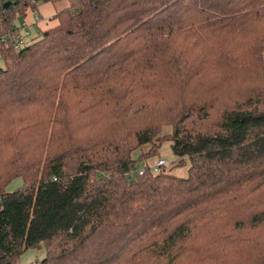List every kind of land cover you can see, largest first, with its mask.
<instances>
[{"label": "trees", "instance_id": "1", "mask_svg": "<svg viewBox=\"0 0 264 264\" xmlns=\"http://www.w3.org/2000/svg\"><path fill=\"white\" fill-rule=\"evenodd\" d=\"M42 1L0 0V264L264 251V0H66L14 49Z\"/></svg>", "mask_w": 264, "mask_h": 264}, {"label": "rangeland", "instance_id": "2", "mask_svg": "<svg viewBox=\"0 0 264 264\" xmlns=\"http://www.w3.org/2000/svg\"><path fill=\"white\" fill-rule=\"evenodd\" d=\"M48 4H50V2L42 1L39 4V6H43L45 9H47ZM66 5H67L66 0H55L54 2V6L57 10ZM40 12L41 14L43 13V11H40ZM16 23L18 24L19 21H16ZM29 32L31 34V37H28L25 43L29 42L33 38L38 37L39 35V33H36L33 28H31ZM3 67H4L3 61L0 58V68H3ZM139 151L140 149H135L132 153V156L136 158ZM158 158L165 160V165H164L165 169H170V166L177 162L175 157L171 153L169 141H163L157 151V154L149 158L147 160V163L153 164L158 160ZM187 167H188V163L186 162L183 165L174 166L173 168L170 169V171H172L175 175H178V176H186ZM21 185H22V179L20 177H16V178H13L6 185L5 190L8 192H11V191L16 190ZM262 237H264V235ZM262 246L263 244H261L258 247L253 245V246H249L245 248H237V249L229 250L225 253V255L223 256L220 262H213L212 264H259L260 259L262 255L264 254L263 253L264 251L260 250ZM44 252H45V248L43 244L28 248L20 255L16 264H34L36 259H40L44 255ZM257 255L259 256V258ZM196 264H198V262H196Z\"/></svg>", "mask_w": 264, "mask_h": 264}, {"label": "crops", "instance_id": "3", "mask_svg": "<svg viewBox=\"0 0 264 264\" xmlns=\"http://www.w3.org/2000/svg\"><path fill=\"white\" fill-rule=\"evenodd\" d=\"M40 3L37 4L35 10L28 11L26 16L21 20V22L23 21L26 23V27L28 30L33 28L36 33H40L42 30L51 27L56 22L55 19H53V15L55 13L54 5L50 3L48 4L47 9H45L43 6H39ZM40 11H43V13L41 14ZM37 15H40L43 18V20L36 22L35 17Z\"/></svg>", "mask_w": 264, "mask_h": 264}, {"label": "built area", "instance_id": "4", "mask_svg": "<svg viewBox=\"0 0 264 264\" xmlns=\"http://www.w3.org/2000/svg\"><path fill=\"white\" fill-rule=\"evenodd\" d=\"M42 20H43V18L40 15H37L35 17L36 22H39ZM28 37H31V34L26 27V23L22 21L15 31V37L13 38V48L19 49L22 45L25 44ZM5 39L6 38L4 36L0 35V43H4L6 41ZM164 165H165V160L160 158L155 163L150 164L149 167L153 171H157L161 166H164ZM134 172H135L134 170H130V172L128 173V178L131 175H133ZM142 172H143V169L138 170L139 174H141Z\"/></svg>", "mask_w": 264, "mask_h": 264}, {"label": "water", "instance_id": "5", "mask_svg": "<svg viewBox=\"0 0 264 264\" xmlns=\"http://www.w3.org/2000/svg\"><path fill=\"white\" fill-rule=\"evenodd\" d=\"M9 1H6L5 3H3V7H6V6H8L9 5Z\"/></svg>", "mask_w": 264, "mask_h": 264}]
</instances>
